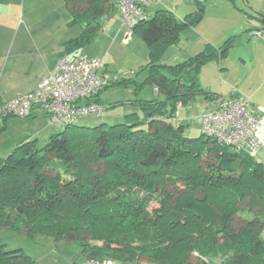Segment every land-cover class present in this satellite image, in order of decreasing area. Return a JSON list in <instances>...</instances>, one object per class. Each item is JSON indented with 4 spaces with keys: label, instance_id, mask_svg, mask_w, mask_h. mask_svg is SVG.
I'll return each instance as SVG.
<instances>
[{
    "label": "trees",
    "instance_id": "16d2710c",
    "mask_svg": "<svg viewBox=\"0 0 264 264\" xmlns=\"http://www.w3.org/2000/svg\"><path fill=\"white\" fill-rule=\"evenodd\" d=\"M66 4L71 24L82 27L81 37L66 42L58 55L71 59L85 55L67 53L95 38L112 3ZM194 24L193 14L178 19L161 8L135 27L134 35L149 48L142 87L157 91L151 100L135 101L141 116L131 113L120 124L91 128L72 123L41 149L26 140L0 158L2 229L27 240L45 235L77 243L90 264H191L192 257L195 264H264V166L203 133L187 137L176 121L178 108L191 106L198 95L217 98L199 85L200 69L225 59L234 39L219 48L207 43L174 66L160 64ZM242 212L251 215L236 231L233 221ZM30 263L21 249L0 245V264Z\"/></svg>",
    "mask_w": 264,
    "mask_h": 264
},
{
    "label": "rangeland",
    "instance_id": "374dc122",
    "mask_svg": "<svg viewBox=\"0 0 264 264\" xmlns=\"http://www.w3.org/2000/svg\"><path fill=\"white\" fill-rule=\"evenodd\" d=\"M14 1L16 2L12 5L9 20L16 24L15 30L20 25V33L23 25L31 28V33L34 36L46 42V50H48L51 59H56L59 53L63 52L66 42L81 37L82 27L79 23L71 24L72 15L67 8L66 0ZM111 1L112 11L102 30L84 48L74 46L67 53V56L84 53L88 58L102 62L103 67L97 75L103 80L105 79L108 84L101 88L98 97L99 104L102 107L101 112L78 117L74 121V125L79 127L91 128L101 124H120L124 121L125 115L131 113L141 116L135 101L137 99L151 100L155 97L154 90L151 87H142L148 74L149 48L138 34L134 35L129 44H124L120 14L115 1ZM196 2V0H166L160 8L150 7V15H153L156 10L165 8L172 11L176 18L183 19L193 12L196 8ZM200 23L197 22L180 33L179 43L166 49L160 59V64L174 66L197 54L199 49L193 42L197 38V32L201 31ZM29 58L31 60L26 66L29 65L31 70H27L25 64L20 63L18 72H15L9 78L7 76L3 77L2 88L6 90L7 94L10 95L25 90L27 82L31 81L34 74L37 73L35 69L38 65L41 66L39 57L34 55L29 56ZM223 61L229 67V72L225 73L222 79H215L214 74L211 73V62L204 65V67H206L208 73L210 72L209 76L216 87L222 85L223 90L238 91L240 96L249 97L250 102L254 104L259 120L256 137L260 143L255 159L264 166V89H261L254 96L251 94L250 89L254 87L256 89L260 84L258 78L243 83L242 80L236 79L240 77L241 72L240 64L237 61L236 48H233L229 56L227 55ZM123 81H127L128 84H123ZM206 82L205 78L200 83L199 77V85L202 89L204 87L201 84H209ZM238 83L242 84L241 87ZM136 86H139L140 89L135 92ZM158 98L162 99L161 96ZM212 106L211 100L206 99L203 95H198L191 106L177 110L178 123L185 126L187 137L197 138L202 134L203 116L213 109ZM36 111L38 112L35 117L18 118L9 116L5 120L0 117V158H5L14 148L26 140H35L36 147L41 149L49 141L52 134L63 130L64 127L59 124H51L42 111ZM249 215L251 214L248 212H242L234 218L233 224L236 231L243 225L244 219L250 217ZM261 237L264 240V231ZM0 245H3L5 251L21 249L32 261L30 264H90L80 254L77 243L64 240L56 242L52 237L45 235H38L33 240H27L22 234L14 230L0 227ZM112 262L113 264H149L144 260L139 262L113 260ZM196 262L195 257L190 259L191 264ZM102 263L105 264L106 261Z\"/></svg>",
    "mask_w": 264,
    "mask_h": 264
},
{
    "label": "built area",
    "instance_id": "2783aa9c",
    "mask_svg": "<svg viewBox=\"0 0 264 264\" xmlns=\"http://www.w3.org/2000/svg\"><path fill=\"white\" fill-rule=\"evenodd\" d=\"M120 14L123 42L129 44L135 27L150 17V7H161L165 0H114ZM112 3V1L110 0ZM264 40V27L254 32ZM103 63L77 55L60 57L52 69L30 92L0 105V117L28 118L42 111L51 124L66 126L78 117L100 113L94 98L106 83L97 73ZM215 109L202 120V133L233 152L256 158L260 143L256 137L258 118L246 97H217ZM105 264H111L106 261Z\"/></svg>",
    "mask_w": 264,
    "mask_h": 264
},
{
    "label": "crops",
    "instance_id": "0c3cea01",
    "mask_svg": "<svg viewBox=\"0 0 264 264\" xmlns=\"http://www.w3.org/2000/svg\"><path fill=\"white\" fill-rule=\"evenodd\" d=\"M196 1V8H194L192 13H196L200 6L202 9L201 19L199 21V23L201 22V31L197 32V38L193 42L194 45L198 46L199 50L197 54L202 51L204 45L207 43L215 48H219L227 39L233 37L232 47L228 52V56L230 51L236 48L237 61L241 67L240 77L236 79L242 80L243 83L251 82L258 78L260 84L256 89L255 87L250 89L251 94L256 96L261 89H264V40L254 34L255 30L264 27V0ZM15 2L14 0H0V105L32 91L39 81L52 69L59 57L57 56L56 59L50 58L48 50H46V42L34 36L31 33V28L23 25L20 33V25L15 30L16 24L9 20L12 5ZM34 55L39 57L41 66L38 65L37 69H35L37 73L34 74L31 81L27 82V88L21 92L7 94L6 90L2 88L3 77L7 76L9 78L13 76L15 72H18L19 64L24 63L26 66L31 60L29 56ZM223 60L225 59L212 61V65H210L212 69L211 73L214 74L217 80L219 78L222 79L224 74L229 72V67ZM205 68L204 66L202 67L199 76L200 83L205 78L206 83H209L206 85L201 84L204 89L211 91L216 97H244L240 96V92L238 91L236 93L230 91V89L223 90L221 88L222 85L216 87L212 83V78L209 76L210 72L208 73ZM26 69L31 70V67L28 65ZM238 85L241 87L242 84L238 83ZM246 98L250 99L249 97ZM211 103L213 109L210 112L215 109L214 101H211ZM252 109L255 116H258L253 103ZM37 112L35 111L31 117H35ZM210 112H207V114ZM178 120L177 115L176 121Z\"/></svg>",
    "mask_w": 264,
    "mask_h": 264
},
{
    "label": "water",
    "instance_id": "95a60500",
    "mask_svg": "<svg viewBox=\"0 0 264 264\" xmlns=\"http://www.w3.org/2000/svg\"><path fill=\"white\" fill-rule=\"evenodd\" d=\"M200 19H201V8H199V10L196 13L193 14V20L196 23L199 22ZM154 93H155V95H157V91L156 90H154Z\"/></svg>",
    "mask_w": 264,
    "mask_h": 264
}]
</instances>
